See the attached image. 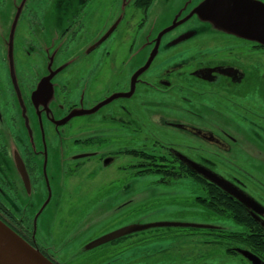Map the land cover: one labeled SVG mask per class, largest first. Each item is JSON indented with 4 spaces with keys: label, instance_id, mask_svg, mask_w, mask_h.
<instances>
[{
    "label": "flooded vegetation",
    "instance_id": "obj_1",
    "mask_svg": "<svg viewBox=\"0 0 264 264\" xmlns=\"http://www.w3.org/2000/svg\"><path fill=\"white\" fill-rule=\"evenodd\" d=\"M205 1L22 0L14 55L0 35V221L52 263L73 264L97 249H86L94 240L69 249L89 232L91 216L118 213L129 192L159 185L151 193L164 194L171 182L197 184L195 200H224L216 210L246 216L227 218L236 231L196 229L189 244L253 264L247 251L264 263V46L204 23L193 13ZM125 159L133 172L125 186L57 235L65 208L56 205L79 194L75 177ZM212 174L255 204L248 211ZM137 241L143 249L126 264H149L144 249L169 243ZM155 257L151 264H167Z\"/></svg>",
    "mask_w": 264,
    "mask_h": 264
},
{
    "label": "rangeland",
    "instance_id": "obj_2",
    "mask_svg": "<svg viewBox=\"0 0 264 264\" xmlns=\"http://www.w3.org/2000/svg\"><path fill=\"white\" fill-rule=\"evenodd\" d=\"M2 1L5 5L0 8V18L7 20L10 17V20H12L15 14L12 6H19L22 0ZM48 1L43 0V3ZM43 6L46 5L44 4ZM97 11L98 13L103 11V3L100 2V7ZM3 31H5V27L3 23H0V33H3ZM17 35L18 41L20 31ZM110 63L111 60L107 63V70L110 67ZM128 161V159L122 160L118 163L117 168L114 167L104 172L101 169L97 171L92 169V167H86L79 176L75 177L71 186L72 188L75 186L79 194L72 193L70 197H66L67 202L66 204L64 202L63 205H61L59 199L56 205L58 208H65L58 218L57 235H60L68 226L63 223L68 221L69 225H75L85 216L96 200L102 197L105 198L115 192L117 188L121 190L125 186L126 181L133 173L131 172L132 169L127 168L125 165ZM166 185H168L167 188L162 190L165 193L159 195L151 193L161 188L159 185L156 189L149 190V193H143L138 196L134 195L133 192H129L118 201L120 206L125 203L122 207H118V213L114 209L109 210L106 208L102 216H91L86 221L90 224L88 226L89 232L84 236V239L69 245L71 252H77L83 247L85 248L91 240H98L99 238H95L100 235L105 236L129 226H147L159 222L215 225L227 228L228 231H236L237 225L226 217L219 216L213 211L214 214L202 211L200 208L201 204L199 205L195 201L197 184L187 183L183 185V183L176 184L171 182L166 183ZM97 212L91 209V213L96 214ZM86 222L81 227H84ZM198 234L200 233L196 232L195 228H150L137 233V236L118 241L117 244L103 245L92 252H86V254L82 252L79 257L75 258L73 264H126L124 259L128 261L133 256L132 250L143 249L137 240L145 238L166 239L169 242L165 243L164 246L152 245L150 249H144L145 251L141 255L148 256L144 261L149 259V264L160 260L159 257H155L156 255L160 256L163 259L162 261L166 260L167 264H195L202 259L209 262L215 261L218 264H247L239 256L230 258L221 250L212 251L209 246L194 245V242L191 244L187 242L189 238H193ZM114 258H117V260L112 263Z\"/></svg>",
    "mask_w": 264,
    "mask_h": 264
},
{
    "label": "water",
    "instance_id": "obj_3",
    "mask_svg": "<svg viewBox=\"0 0 264 264\" xmlns=\"http://www.w3.org/2000/svg\"><path fill=\"white\" fill-rule=\"evenodd\" d=\"M21 9L22 2L19 6H12V10H15L12 20H10V17L7 20H2L0 18V23H3V26L5 27V31L0 33V35L5 39L8 38L10 40L8 44L10 45L11 55H14V41L20 22ZM193 14L202 17L204 23L212 25L213 29L218 32H223L225 34L228 33L232 36L250 40L264 46V4H258L254 1L246 0H207L200 5ZM3 41L6 44L8 40ZM207 179L212 184L218 186L223 192L230 195L234 194L238 199L237 201L249 211L251 204L254 203L249 197L242 194L237 195L232 191L228 183L222 181L214 174L208 176ZM151 227L217 229V227L210 225L169 222L160 223L155 226H129L99 238L90 243L86 249L92 250L101 247L131 234L150 229ZM242 253L253 264H264L259 258L249 252L242 251ZM0 264L54 263L45 258L38 250L26 243L0 221Z\"/></svg>",
    "mask_w": 264,
    "mask_h": 264
},
{
    "label": "trees",
    "instance_id": "obj_4",
    "mask_svg": "<svg viewBox=\"0 0 264 264\" xmlns=\"http://www.w3.org/2000/svg\"><path fill=\"white\" fill-rule=\"evenodd\" d=\"M197 204H201L206 207L207 209H209L210 211L216 212L217 215L222 216V217H226L228 219H234L236 220L238 223L243 222L242 218H245L246 216L244 215V213H240V215H234V214H222L220 211L216 210L219 207H227V204H224V200L223 202L220 201L219 204L215 205L213 204V200L211 198L208 199H196L195 200ZM201 202V203H200ZM215 202V200H214ZM216 207V208H215ZM225 238H231V235H225Z\"/></svg>",
    "mask_w": 264,
    "mask_h": 264
}]
</instances>
